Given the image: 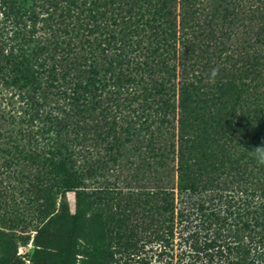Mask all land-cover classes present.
Segmentation results:
<instances>
[{
  "label": "trees",
  "instance_id": "16d2710c",
  "mask_svg": "<svg viewBox=\"0 0 264 264\" xmlns=\"http://www.w3.org/2000/svg\"><path fill=\"white\" fill-rule=\"evenodd\" d=\"M260 17L264 0H0V210L14 180L73 220L97 203L102 242L63 236L58 264H264V165L234 151L264 126L245 139L256 105L220 81L262 73Z\"/></svg>",
  "mask_w": 264,
  "mask_h": 264
},
{
  "label": "rangeland",
  "instance_id": "374dc122",
  "mask_svg": "<svg viewBox=\"0 0 264 264\" xmlns=\"http://www.w3.org/2000/svg\"><path fill=\"white\" fill-rule=\"evenodd\" d=\"M261 22H264V17L257 19V23H259L258 25H261L264 28V24H261ZM254 25H256V27L258 26L255 22ZM259 32H261L260 28ZM245 43L246 44L242 45V47L244 50H247L251 47V40L248 38ZM248 44H250V47L246 48ZM262 47L264 48V45ZM233 50L235 52V49ZM248 59L251 60L253 58L248 57ZM223 60L228 61L229 59L225 60L223 58ZM231 60L230 62H233ZM262 66L263 71L258 74V76L257 73L260 72L259 67H256L254 72L251 71L253 75L258 77L257 80H251V83L248 79L245 80L246 83L251 84V90H244L245 86H242L238 80L232 81L233 73H230L232 71H226L222 74L224 76L220 79L221 83L224 84L230 81L228 89L232 92L234 100L237 99V104L240 107L244 106L249 101L256 105L251 106L250 123H246L245 121L243 123L249 134L245 139L252 137V139L255 138V140H257L256 135L251 131V124L253 127L258 126L259 123H261V126H264V121H262V119H264V94L260 92L263 88L259 87L256 90L252 88L254 84H264V64H262ZM179 97L180 95L178 91L176 94L177 116L180 112ZM257 108L262 110L259 118H256L257 115L253 116L255 109ZM240 110H245L242 114L244 116L249 113V111L243 107H241ZM176 130L178 132L177 128ZM246 131L243 135H246ZM240 140L241 139L239 138L236 142H239ZM242 142L243 143L241 144H236L237 147L235 149L232 148L236 151L237 155L246 152L249 154L250 158L251 156H254L253 149L256 146L250 144L246 145V140H242ZM223 180L227 181L226 179ZM224 181L222 187L227 188ZM235 185L236 188H243V186H240L238 183H234V185L229 183L228 189H231L232 186L235 187ZM6 186V190H8L10 194L14 192L15 199L12 200L10 195L8 203L11 205L6 212L4 209L0 210V215L3 217L2 220H0V257L8 256L9 264H58L61 259L60 245L63 243V236L67 240L70 239L73 234L81 236L84 235L85 232H88L90 237L94 238L95 243L100 244L104 235H106L108 224L110 225L109 217L100 210L97 203L90 202L89 197L85 198L79 216L77 218L75 217V220H73L70 218V213L64 211L66 210L67 205L61 201L63 197L60 194H58L57 198L53 200L55 202L53 204L47 203L46 200H39L38 203L33 204L23 197V193H20L21 191H25V188H29V185L17 183L14 180L12 187L8 184ZM13 186L17 189H13ZM80 192L81 190L67 192L69 211L71 214H75L77 211V193ZM34 194L38 193L34 191ZM178 196L176 173L175 204L178 207H181L182 205L179 203ZM63 225L66 226L65 229L61 228ZM178 239L179 238H177V240ZM58 242L60 245L59 247H56ZM93 262L95 261H92L90 264L96 263ZM77 264L83 263L78 261Z\"/></svg>",
  "mask_w": 264,
  "mask_h": 264
},
{
  "label": "clouds",
  "instance_id": "9594fccd",
  "mask_svg": "<svg viewBox=\"0 0 264 264\" xmlns=\"http://www.w3.org/2000/svg\"><path fill=\"white\" fill-rule=\"evenodd\" d=\"M253 154L259 164L264 165V143L257 145L253 149Z\"/></svg>",
  "mask_w": 264,
  "mask_h": 264
}]
</instances>
